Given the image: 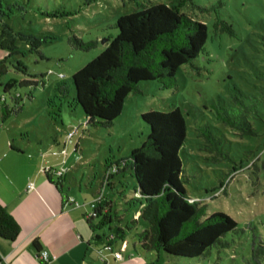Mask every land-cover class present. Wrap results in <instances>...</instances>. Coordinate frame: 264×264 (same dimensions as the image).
Returning <instances> with one entry per match:
<instances>
[{
	"label": "rangeland",
	"instance_id": "rangeland-1",
	"mask_svg": "<svg viewBox=\"0 0 264 264\" xmlns=\"http://www.w3.org/2000/svg\"><path fill=\"white\" fill-rule=\"evenodd\" d=\"M170 2L0 0V114L3 109L9 112L0 134L15 140L25 156L36 159L44 169L62 171V177L53 176V181L61 183L63 192L81 206L99 196L112 199L113 227L137 219L138 206L126 204L134 197L136 182L128 163L125 169L121 162L147 138L148 127L140 116L178 108L187 125L180 150L187 194L205 203L208 214L230 216L239 229L238 234L227 236V249H212L203 260L179 262L245 264L252 243L264 242V101L260 91L264 87V0H191L180 5L181 12L206 25L204 51L177 70L175 87L141 83L142 93L128 96L111 128L86 126L74 103L72 75L105 49L107 40L117 34L116 20L149 5ZM216 19L226 21L233 35L215 31ZM72 37L95 45L87 51L75 49L68 42ZM24 80L32 83L20 85ZM9 83L14 85L5 91ZM62 85L68 89L66 97L58 91ZM236 97L258 112L257 117L255 113L247 117L254 134L240 135L216 120L214 106L231 113L244 111L243 105H236ZM14 99L22 109L18 114L13 113ZM202 126L221 139V153L209 151L206 138L200 135H206L199 130ZM117 163L120 171L115 173ZM22 164V168L28 166ZM86 209L90 212V206ZM116 216L122 218L121 223ZM145 226L139 220L135 231ZM135 231H127L123 242L118 241L112 250L137 260L133 257ZM142 261L165 264L149 256Z\"/></svg>",
	"mask_w": 264,
	"mask_h": 264
},
{
	"label": "trees",
	"instance_id": "trees-1",
	"mask_svg": "<svg viewBox=\"0 0 264 264\" xmlns=\"http://www.w3.org/2000/svg\"><path fill=\"white\" fill-rule=\"evenodd\" d=\"M188 1L191 0L149 5L116 20L117 34L107 40L97 57L71 77L74 103L86 126L111 128L128 96L142 93L141 83L155 81L162 89L176 86L177 70L194 61L204 51L207 40L206 25L179 10ZM213 28L233 35L232 27L221 19H216ZM68 42L82 51L95 45L84 44L76 37ZM261 44L264 49V34ZM31 83L24 80L20 85ZM13 85L6 84L4 90ZM58 91L67 96L65 85L58 87ZM260 91L264 101V87ZM234 100L236 105L244 106V111L231 113L221 105L214 106L216 120L240 135L254 134L247 117L250 113L257 117V110L245 106L237 97ZM14 103L13 113L18 114L22 109L16 99ZM8 114L3 109L0 116L6 121ZM140 118L148 127L147 138L131 151L128 160L121 162L125 169L128 163L136 182L134 197L126 204L138 206L134 214L137 219L132 224L112 227L114 203L99 196L89 204L90 212L83 216L91 232V243L100 250L112 251L118 241L123 242L127 231L136 230L141 220L146 226L132 236L136 255L180 264L179 261L203 260L212 249H227L230 246L227 236L239 233L236 221L223 212L208 214L207 205L193 200L184 185L180 150L186 140L187 125L183 114L175 108L167 113H144ZM199 130L206 134L200 133L206 138L209 151L221 153V139L207 126ZM119 165H114L115 173L120 171ZM49 172L51 169L44 171L47 181L51 180ZM95 218L100 219L97 225L93 223ZM115 219L122 222L119 216ZM19 234V224L0 203V239L14 242ZM30 248L39 259L38 240ZM251 250L245 264H264V242L261 239L253 242Z\"/></svg>",
	"mask_w": 264,
	"mask_h": 264
},
{
	"label": "crops",
	"instance_id": "crops-1",
	"mask_svg": "<svg viewBox=\"0 0 264 264\" xmlns=\"http://www.w3.org/2000/svg\"><path fill=\"white\" fill-rule=\"evenodd\" d=\"M5 126L6 121L0 116V132ZM23 162L28 166L22 168ZM40 165L36 159L25 156L15 140L0 134V203L20 227L14 242L0 239V264H41L30 248L34 240L51 257L47 264H144L145 256L134 255L140 259L138 262L121 250L106 253L107 250L95 247L83 222L90 203L81 206L65 194L63 185L52 179L62 177L54 171L49 172L50 181L43 179L45 169ZM29 183L33 184L32 190L27 189ZM114 252L121 253L122 258L116 260Z\"/></svg>",
	"mask_w": 264,
	"mask_h": 264
},
{
	"label": "built area",
	"instance_id": "built-area-1",
	"mask_svg": "<svg viewBox=\"0 0 264 264\" xmlns=\"http://www.w3.org/2000/svg\"><path fill=\"white\" fill-rule=\"evenodd\" d=\"M48 170L49 169H45L44 171H48ZM57 174L59 176H62L63 175V172L62 171H59ZM27 189L32 190L33 189V184L32 183H29L28 186H27ZM70 201L71 202H74L73 199H70ZM191 201H193V200H191ZM113 255H114V258L116 260H119V259L122 258V255L119 252H114ZM39 260H40L41 264H47L51 260V257L49 256V254L46 251H41V253L39 255ZM102 260H103V258H102Z\"/></svg>",
	"mask_w": 264,
	"mask_h": 264
}]
</instances>
